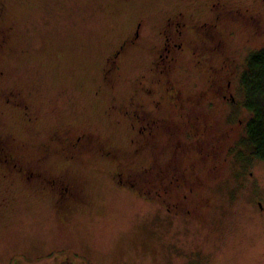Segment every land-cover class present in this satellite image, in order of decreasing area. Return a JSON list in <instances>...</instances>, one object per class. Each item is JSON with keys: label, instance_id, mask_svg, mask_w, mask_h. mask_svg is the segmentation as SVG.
I'll use <instances>...</instances> for the list:
<instances>
[{"label": "rangeland", "instance_id": "374dc122", "mask_svg": "<svg viewBox=\"0 0 264 264\" xmlns=\"http://www.w3.org/2000/svg\"><path fill=\"white\" fill-rule=\"evenodd\" d=\"M206 1L193 0L202 6ZM225 1L259 6L258 0ZM181 3L0 0V92L7 91L10 98L8 104H0V132L15 136L6 149L26 168L34 164L41 142L55 129L70 128L73 135L88 132L102 140L105 149H113L112 155L121 164L132 162L129 172L141 187L139 192L121 188L112 178L114 162L95 153L97 145L78 152L70 165L66 153L55 150L40 169L46 175L60 174L86 183L88 201L69 212L58 209V194L34 189L17 175L4 177L3 171L10 168L7 165L5 171L0 166V264H51L59 257L74 258L76 252L83 254L76 257L80 264H264V161L254 155L248 142L240 141L246 136H232L230 144L236 149L228 163H220L221 175L213 187L186 197L182 184L178 190L183 193L163 198L145 194L142 188L145 164L153 158L164 166L159 143L133 155L129 121L125 115L117 121L119 113L110 109L140 96L134 92L142 74L154 77L149 67L155 55L156 29ZM140 19L144 24L139 42L122 49L113 84L106 83L102 72L107 55L126 36L130 38ZM242 21L232 22L219 36L225 38L226 54L236 56L244 69L245 57L264 48V13L257 30L255 25L237 26ZM189 49L173 73L184 92L202 85L205 75L195 67ZM236 97L248 107L244 91L238 89ZM249 101L256 106L254 99ZM222 106L216 104L217 113ZM239 112L245 119L252 115L246 108ZM183 159L172 171L166 170L165 183L173 173L190 182V174L184 172L188 161ZM237 167L245 172L247 184L239 183ZM156 176L155 171L150 176L153 189L161 182ZM251 195L254 201L260 198L262 208L257 202L255 206Z\"/></svg>", "mask_w": 264, "mask_h": 264}, {"label": "flooded vegetation", "instance_id": "af4514ba", "mask_svg": "<svg viewBox=\"0 0 264 264\" xmlns=\"http://www.w3.org/2000/svg\"><path fill=\"white\" fill-rule=\"evenodd\" d=\"M258 2L259 6L253 8L225 0H207L204 6L196 5L193 0H182L181 6L179 8L176 6L174 12L167 14L161 27L156 29L155 55L149 67L154 77L148 78V74H142L139 86L135 87L134 92L139 93L140 96L134 95L126 104H117L110 108L119 113L117 121H121L122 115H125L129 121L133 131V136L130 138L134 146V149L132 147L133 155L142 148L150 147L155 141L159 143V152L163 158L161 164L164 166L157 165L153 158L145 164L142 187L145 194H156L165 198L169 193L180 194L184 190L186 192L183 195L187 197L192 193H200L202 188L206 189L209 185L213 187L215 178L218 179L221 175L220 163H228L231 152L236 149V145L230 144L232 136L238 133L240 136H246L245 139L240 140L241 142H248L246 125L250 118L245 119L239 111L243 108L247 111L251 110L236 97L238 89L244 91L246 95L247 63L243 69V64L236 56L226 54L225 38L220 37L219 33H224L225 30L227 32L232 22L236 24L242 20L245 23L242 21L237 26L255 25L257 30L264 13V0H258ZM194 14L200 16L196 17ZM142 24H144L143 19L138 20L130 38L126 39L128 37L126 36L122 43L107 55L102 72L106 83L113 84L112 74L118 67L122 49L126 45L134 46L139 42ZM193 35L198 38H194ZM188 49L197 70L205 73L202 85L197 84L192 92H184L183 87L173 77L177 63L189 54ZM249 57V55L245 57L246 62ZM159 86H162L161 91ZM2 94L3 92H0V104H8L10 98L6 96L7 91L4 95ZM167 104L171 107H165ZM216 104L223 105L219 113L216 111ZM8 106L13 108L12 104ZM1 112L3 111L0 110V124L2 123ZM28 119L32 120V116ZM12 134L0 132V166L5 171L9 168L12 170L7 173L3 171L4 177L8 173L12 176L17 175L25 182L32 183L31 186L34 189L48 190L58 194V205L56 204L58 209L64 207L69 212H73L74 206L84 205L83 203L88 200L85 193V180L75 177L68 180L60 174L46 175L40 169L39 165L49 160L55 150L65 152L67 164L70 165L77 159L78 152L85 148L88 150V145L90 147L97 145V149H94L95 153L114 162L115 170L112 172V178H115L117 184L131 192L140 191L141 187L136 184L137 179L132 177V172H129L132 162L128 161V168L125 162L121 164L122 161L112 155L115 153L113 149H105L103 141L92 138L88 132L73 135L70 128H64L62 132L55 129L48 135L47 140L41 142L38 148L39 155L34 159V164L26 168L23 165L20 166V162L12 151L6 149L7 143L12 145L11 140L15 138ZM56 141L59 142L58 145ZM21 145L19 147L24 148ZM181 159L188 161L184 172L190 174V182H183L173 173V178L165 183L166 170L172 171ZM261 160L264 161V159ZM168 163H172L173 166L167 167ZM153 171L161 180L156 189H153L150 181ZM244 173L242 168L237 167L235 176L239 177L241 185L247 184L243 181ZM250 174H253L252 170ZM210 181L214 182L210 183ZM182 184L185 189L181 192L178 189ZM223 185L226 186V182ZM252 198L251 195L255 206L257 202L258 207H263L258 196L255 201ZM195 205L199 206V201ZM173 208L177 209L175 205ZM191 210L188 209L189 212ZM76 253L77 258L78 255L83 256L79 254L80 252ZM76 257H59L58 261L54 260L51 264H80Z\"/></svg>", "mask_w": 264, "mask_h": 264}, {"label": "trees", "instance_id": "16d2710c", "mask_svg": "<svg viewBox=\"0 0 264 264\" xmlns=\"http://www.w3.org/2000/svg\"><path fill=\"white\" fill-rule=\"evenodd\" d=\"M247 63L246 104L252 112L246 125L247 141L255 155L264 159V48L253 52ZM250 99L256 101L255 107L250 105Z\"/></svg>", "mask_w": 264, "mask_h": 264}]
</instances>
